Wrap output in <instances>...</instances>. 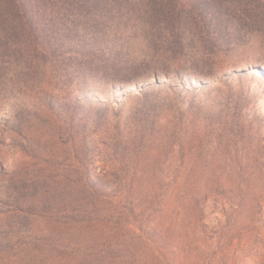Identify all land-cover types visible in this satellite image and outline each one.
Instances as JSON below:
<instances>
[{"label": "rangeland", "instance_id": "374dc122", "mask_svg": "<svg viewBox=\"0 0 264 264\" xmlns=\"http://www.w3.org/2000/svg\"><path fill=\"white\" fill-rule=\"evenodd\" d=\"M224 2L227 21L210 35L188 28L150 39L129 29L126 44L113 41L115 54L160 56L183 79L104 86L81 107L62 94L59 119L33 99L20 64L4 68L0 264H264V15ZM154 102L163 107L149 115V142L116 145L108 124L120 119L127 135L134 113ZM179 136L192 145L166 144ZM97 176L106 188L88 203L84 184ZM188 181L214 192H192L190 205V190L173 184Z\"/></svg>", "mask_w": 264, "mask_h": 264}, {"label": "trees", "instance_id": "16d2710c", "mask_svg": "<svg viewBox=\"0 0 264 264\" xmlns=\"http://www.w3.org/2000/svg\"><path fill=\"white\" fill-rule=\"evenodd\" d=\"M224 1H231L235 11L245 16L264 15V6L255 4L264 0H0V80L5 67L20 64L29 88L32 87L33 99L59 119L55 106L60 103L62 94L81 107L82 103H91L96 98L90 94L92 90L99 91L104 86L123 90L144 79H154L157 84L161 74L167 78L175 74L183 79L181 70L162 67L165 59L160 56L127 59L122 52L115 54L113 41L126 44L129 29L137 33L147 30L150 39L157 33L175 34L188 28L200 29L210 35L227 21L230 6ZM122 47L126 48L125 45ZM70 50L74 55L68 57ZM218 58L217 55L202 57L204 63L216 62ZM151 89L142 90L144 97L154 93ZM81 91L83 93L79 94ZM160 104L147 103L138 111L141 115L134 113L135 122L127 135L121 131L120 119L116 123L110 122L112 131L120 136L115 144L127 143L131 136L134 144L148 143L147 121L152 120L149 118L151 111L162 109ZM102 105L100 112L110 111V105ZM114 115L121 116L122 112H114ZM58 125L57 129H61ZM70 132L75 134L74 125ZM187 137L179 136L178 141L174 138L166 144L174 149H184L192 145ZM70 140L68 142L73 144L74 138L70 137ZM184 169L187 172L188 166L184 165ZM99 177L89 178L84 184L88 203H96L99 200L97 191L106 188L105 177ZM173 184L190 190L187 195L191 199L187 201L190 205L196 201L192 192L205 190L209 195L215 187L214 184L201 186L191 181ZM75 217L84 222L82 214ZM133 264L142 263L135 261Z\"/></svg>", "mask_w": 264, "mask_h": 264}]
</instances>
